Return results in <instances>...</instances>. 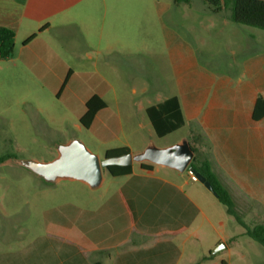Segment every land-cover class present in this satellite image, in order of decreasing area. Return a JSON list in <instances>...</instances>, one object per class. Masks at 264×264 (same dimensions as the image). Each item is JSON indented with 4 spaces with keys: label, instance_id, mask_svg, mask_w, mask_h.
<instances>
[{
    "label": "crops",
    "instance_id": "1",
    "mask_svg": "<svg viewBox=\"0 0 264 264\" xmlns=\"http://www.w3.org/2000/svg\"><path fill=\"white\" fill-rule=\"evenodd\" d=\"M175 1L0 0V28L16 36L14 58L7 62L15 65L18 60L39 79L64 87L87 76L76 71L75 64L91 63L95 76L90 85H111L99 68L128 65L136 56L160 51L162 38L168 39L177 89L167 99L180 102L189 129L186 139L191 130H198L201 155L229 191L237 213L240 201L242 215L253 226L264 224V117L254 118L258 98L264 99L262 35L197 1L208 16L205 32L223 34L231 29L248 38L246 45L239 42L230 51L228 65H212L210 57L200 65L194 48L175 42L176 30L165 23L166 19L176 23L178 10L191 9L194 0ZM94 95L104 101L95 92L83 98L80 120ZM107 109L96 115L91 127ZM117 148H128L132 154L129 146L111 149ZM138 164L132 165V174L113 177L119 180L115 190L100 193L90 207L73 204L57 212L34 248L49 257L35 263L193 264L202 251L211 258L221 243L231 248L234 238L220 234L208 238L216 230L215 207L203 203L209 196L218 199L193 181L189 170L180 173L156 165L145 170Z\"/></svg>",
    "mask_w": 264,
    "mask_h": 264
},
{
    "label": "rangeland",
    "instance_id": "2",
    "mask_svg": "<svg viewBox=\"0 0 264 264\" xmlns=\"http://www.w3.org/2000/svg\"><path fill=\"white\" fill-rule=\"evenodd\" d=\"M197 1L201 0H194L191 9L178 10L176 23L168 19L165 23L176 30L175 42L194 48L200 65L207 63L209 57L212 65L214 62L228 65L230 51L236 50L239 42L245 44L248 38L243 32L235 33L231 29L223 34L205 32L203 25L208 16ZM257 33L262 35L264 45V32ZM167 41L163 37L160 51L136 56L128 65H116L109 70L99 68L111 85H90L88 81H94L95 76L91 63L81 67L75 64V70L87 76L64 87L39 79L18 60L15 65L0 62L1 154L19 160L48 162L57 155V143L78 138L103 160L108 149L124 145L137 155L149 146L164 149L181 143L188 137L187 126L159 138L145 111L175 95L177 89ZM93 92L103 96L108 109L87 129L80 121L85 109L81 100ZM138 165L133 163L134 167ZM103 176L104 184L99 190L71 181L48 186L22 168L0 166V264H24L27 260L29 264H37V259L45 258L47 253H38L34 248L43 241L57 212L73 204L88 208L100 193L113 191L118 186L119 180L106 170ZM209 197L203 206L215 207L216 230L208 238L220 234L234 238L235 243L229 250L221 243L212 251L211 258L202 251L193 264H223V261L225 264H264V247L246 235L245 229L227 214L218 200ZM237 206L242 221L252 227L251 220L242 215L240 201Z\"/></svg>",
    "mask_w": 264,
    "mask_h": 264
},
{
    "label": "trees",
    "instance_id": "3",
    "mask_svg": "<svg viewBox=\"0 0 264 264\" xmlns=\"http://www.w3.org/2000/svg\"><path fill=\"white\" fill-rule=\"evenodd\" d=\"M213 13H228L230 20L243 27H248L264 32V0H202ZM177 4H190L191 0H176ZM16 45L15 33L11 30L0 28V62H7L14 58ZM107 108V104L98 95H94L86 103V113L81 118V124L89 129L96 115ZM146 115L155 134L159 138L169 136L185 126V118L178 98L173 97L162 103L146 109ZM264 117V99L260 96L255 107L254 118L259 120ZM195 157L190 164L192 169L201 173L212 185L217 194L218 201L226 208L227 214L235 219L246 231V235L254 242L264 247V224L249 227L242 221L236 211V204L229 191L221 184L212 165L207 158H203L200 151L202 135L198 130H191L188 138ZM130 153L128 148H117L106 151L105 158ZM9 156H4L0 151V163ZM145 170H152L154 165L142 163ZM112 177H121L132 174V166H111L107 171Z\"/></svg>",
    "mask_w": 264,
    "mask_h": 264
},
{
    "label": "water",
    "instance_id": "4",
    "mask_svg": "<svg viewBox=\"0 0 264 264\" xmlns=\"http://www.w3.org/2000/svg\"><path fill=\"white\" fill-rule=\"evenodd\" d=\"M55 149L56 157L48 162L19 160L10 157L0 163V166L22 168L48 186L56 185L62 181H71L80 182L91 190H98L104 184L103 170L108 171L111 166L128 167L135 162L149 163L180 173L189 170L195 175L198 182L217 197L211 183L201 173L190 167L195 152L188 139L169 148L159 149L149 146L144 152L137 155L127 153L103 160L78 138H72L66 143H57Z\"/></svg>",
    "mask_w": 264,
    "mask_h": 264
},
{
    "label": "built area",
    "instance_id": "5",
    "mask_svg": "<svg viewBox=\"0 0 264 264\" xmlns=\"http://www.w3.org/2000/svg\"><path fill=\"white\" fill-rule=\"evenodd\" d=\"M189 174H190L193 181H197V178L195 177V175L191 171H189Z\"/></svg>",
    "mask_w": 264,
    "mask_h": 264
}]
</instances>
